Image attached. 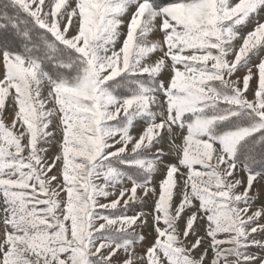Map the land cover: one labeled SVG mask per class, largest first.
Returning a JSON list of instances; mask_svg holds the SVG:
<instances>
[{
  "label": "snow or ice",
  "instance_id": "obj_1",
  "mask_svg": "<svg viewBox=\"0 0 264 264\" xmlns=\"http://www.w3.org/2000/svg\"><path fill=\"white\" fill-rule=\"evenodd\" d=\"M0 264H264V0H0Z\"/></svg>",
  "mask_w": 264,
  "mask_h": 264
},
{
  "label": "rangeland",
  "instance_id": "obj_2",
  "mask_svg": "<svg viewBox=\"0 0 264 264\" xmlns=\"http://www.w3.org/2000/svg\"><path fill=\"white\" fill-rule=\"evenodd\" d=\"M104 202H106V201H104ZM259 203H260V202L258 201V202H257V206H259ZM148 239H149V240L152 239L151 234H148Z\"/></svg>",
  "mask_w": 264,
  "mask_h": 264
},
{
  "label": "trees",
  "instance_id": "obj_3",
  "mask_svg": "<svg viewBox=\"0 0 264 264\" xmlns=\"http://www.w3.org/2000/svg\"><path fill=\"white\" fill-rule=\"evenodd\" d=\"M165 2H167V0H165Z\"/></svg>",
  "mask_w": 264,
  "mask_h": 264
}]
</instances>
